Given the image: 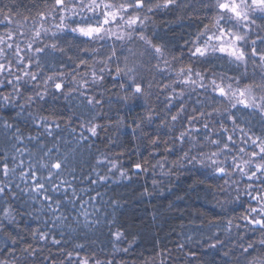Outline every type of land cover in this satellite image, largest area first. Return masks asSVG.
<instances>
[{
  "label": "snow or ice",
  "instance_id": "6c2138e0",
  "mask_svg": "<svg viewBox=\"0 0 264 264\" xmlns=\"http://www.w3.org/2000/svg\"><path fill=\"white\" fill-rule=\"evenodd\" d=\"M198 3L199 7L180 0L0 3V109L15 112L0 116L6 146L0 149V238L4 245L0 264H45L49 260L51 264H113V260H101L84 243H74L71 250L64 247L76 231L73 224L81 223L80 217L89 229L100 222L89 219L98 209L90 213L85 205L94 208L92 202L101 194L97 191L84 200L81 193L95 189H77L74 165L78 148L90 138L85 132L96 137L103 128L97 119L109 78L124 93H117L120 100L144 102L140 105L144 115L129 127L138 139H146L152 149L150 158L160 155L151 167L164 169L170 164L165 175H172L191 166L205 178L199 183L212 181L208 187H214V207L220 211L211 213L212 219L198 209L194 213L201 220L199 227L208 228L211 234L201 232L197 239L188 235L187 242L204 246L207 241V249L229 258L224 264H264V0ZM190 7L198 26L192 39L185 41V60L183 52L175 55L147 29L158 10ZM217 62L243 71L238 75L217 72ZM153 94L157 100L163 96L162 106L148 105ZM77 96L86 114L71 107L65 112L55 103L63 99L70 104ZM254 117H259L258 127ZM115 123L123 126L124 120ZM154 123L152 133L142 127ZM65 130L72 140L64 137ZM120 155L95 157L86 177L90 185L131 179ZM148 164L145 159L132 167L137 173L146 172ZM17 190L39 205L33 212L48 217L29 229L33 243L25 242L23 247L24 236L14 230L17 216L23 214L13 205ZM150 194L147 189L142 193ZM33 212L26 214L40 221ZM61 227L69 229L67 238L64 231H55ZM110 234L113 248L127 253L131 244L117 249L115 243L125 239V233L117 228L110 229ZM49 243L58 247L62 259L52 258L51 249L43 255ZM178 247L183 249L184 244ZM187 255L194 258L197 253L189 250Z\"/></svg>",
  "mask_w": 264,
  "mask_h": 264
},
{
  "label": "trees",
  "instance_id": "16d2710c",
  "mask_svg": "<svg viewBox=\"0 0 264 264\" xmlns=\"http://www.w3.org/2000/svg\"><path fill=\"white\" fill-rule=\"evenodd\" d=\"M3 2H7V0H0V3ZM24 2L27 3L28 0H24ZM180 2L199 7L198 0H180ZM197 26L198 20L193 15L191 7L160 9L152 16L147 32L150 36L154 33L155 41L166 44L175 55L180 56L183 52L186 60L185 41L192 39L197 31ZM216 71L227 72L228 75H238L243 69H236L235 65H230L227 62H217ZM252 72V66L249 65V76ZM157 80H160L159 76H157ZM105 87L109 90L104 92V106L97 119V123L103 125V128L98 129L96 137H91L89 133L85 132V135L90 137L85 143L91 144L92 147L87 148L85 143H82L78 148L74 165L77 177L74 183L77 189H88L89 187L95 189L90 193H81L84 200H88L90 195L96 196L97 191L101 194L92 202L94 208L85 205L90 213L98 209L95 211V215L90 216L89 219L96 220L98 218L100 222L89 229L83 226V217H80L81 223L73 224L76 231L71 233L72 238L64 247L71 250L74 243H84L86 248L94 251L101 260H113V264H153V261L154 264H161V261L163 264H189V262L191 264H224L225 260H229V258L224 257L220 251L207 249V241L204 246H201L186 240L188 235H193L194 239H197L201 232L206 235L211 234L208 228L199 227L201 220L194 213L198 209L208 213V218L212 219L214 217L211 213L220 211L218 207H214L215 200L212 197L215 189L208 187L212 181L206 180L204 184L199 183L205 178L200 171L191 166L175 170L172 175H165L171 167L170 164L166 165L164 169L152 168L151 165L160 159V155L157 154L155 158H150L152 149L148 146L146 139L143 137L138 139L137 135L132 132L133 120L144 115L145 110L140 106L144 102L136 101L126 104L120 100L117 93L119 96H123L124 93L111 78L106 81ZM98 91H103V89ZM155 91L156 89H153L154 93ZM162 100L163 96L157 100L156 95L153 94L148 100V105L158 108L162 106ZM49 102L52 103V101ZM55 103L65 112L71 107L77 112L87 113V109L81 105V98L78 96L72 99L70 104L63 99ZM8 113L15 115L13 110L0 109V116H7ZM120 118L124 120L123 126H117L115 123ZM258 121L259 117L253 118V123L257 127L259 126ZM18 122L22 127H25L23 120ZM158 122L157 120L156 123ZM142 127L149 133L156 130L155 123L150 126L142 125ZM27 128H32L30 123L27 124ZM79 132L80 129L77 127L75 135L78 136ZM33 134H35L34 131ZM63 135L68 140H72V134L68 130H65ZM71 146L75 147V142ZM5 148L4 133L0 129V149ZM119 153H123L119 156V161L124 168L129 170L131 179L119 180L118 183L109 181L107 185H90L86 177L91 172V166L95 164V157L104 154L112 158ZM145 159L149 160V164L145 165L148 171L137 173L132 167L133 164ZM171 159L173 157H169V160ZM65 178L71 180V176ZM93 178L95 177L93 176ZM153 180L157 181L155 186ZM21 187L24 185L22 184ZM145 189L151 194L142 195ZM17 193L18 197L13 201V205L20 208L23 214L17 216L18 227L14 230L24 236L25 240L20 245L23 247L25 242L33 243L29 229L37 227L38 223L48 217L42 213L33 212V209L39 208V205L32 204L31 201H28L27 196L19 194V190ZM217 198L222 200L223 196L217 194ZM0 206H2V202H0ZM28 212H33V216L39 215L40 221L28 216L26 214ZM72 215L75 216L76 212L74 211ZM113 220H115V224H111ZM117 228L125 233L126 238L115 242L116 247L117 249L129 248V244H131L127 253L113 248L114 241L110 229L111 232H114ZM55 231L57 233L64 231L65 238L69 233V229L66 227L57 228ZM57 238H59L58 235ZM180 244H184L183 249L178 247ZM3 246V240L0 238V248ZM40 246H43V242ZM49 249H51L52 258L62 259L58 247H53L50 243L45 248L43 255H49ZM189 250L195 251L197 256L189 257L187 255ZM17 254L19 255V251ZM45 264H51V260L45 261ZM230 264H234V262L230 261Z\"/></svg>",
  "mask_w": 264,
  "mask_h": 264
}]
</instances>
